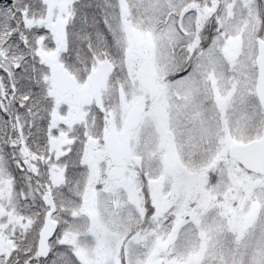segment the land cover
Instances as JSON below:
<instances>
[{
  "label": "snow or ice",
  "instance_id": "obj_1",
  "mask_svg": "<svg viewBox=\"0 0 264 264\" xmlns=\"http://www.w3.org/2000/svg\"><path fill=\"white\" fill-rule=\"evenodd\" d=\"M0 264H264V0H0Z\"/></svg>",
  "mask_w": 264,
  "mask_h": 264
}]
</instances>
